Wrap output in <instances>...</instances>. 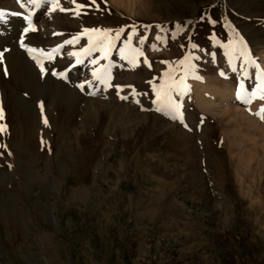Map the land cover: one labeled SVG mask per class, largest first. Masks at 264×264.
<instances>
[{"label": "rangeland", "instance_id": "1", "mask_svg": "<svg viewBox=\"0 0 264 264\" xmlns=\"http://www.w3.org/2000/svg\"><path fill=\"white\" fill-rule=\"evenodd\" d=\"M21 3L0 0V264H264V0Z\"/></svg>", "mask_w": 264, "mask_h": 264}, {"label": "snow or ice", "instance_id": "2", "mask_svg": "<svg viewBox=\"0 0 264 264\" xmlns=\"http://www.w3.org/2000/svg\"><path fill=\"white\" fill-rule=\"evenodd\" d=\"M30 2L34 5L38 4L39 3V0H30ZM16 3L17 4H20L21 7H24V4L21 3V0H16ZM48 3L50 5L49 7V12L55 10V8H57L59 5L57 3V0H48ZM73 3H75V0H73ZM91 3H95V0H91ZM77 8H81L83 7V5H79L77 4L76 5ZM60 11H65V9L61 8ZM77 15L79 13H76ZM11 15L13 16H19L20 13L19 12H12ZM4 17V13L2 11H0V20H2ZM23 20L25 22V24L27 25L26 27L23 28V31L21 33V47H24L26 49V51L29 52V54L31 55L33 52H36L38 50L36 49H32V48H26V46L23 44V37H24V34L30 32V31H36V28L35 26L33 25V22H32V19H31V13L29 12L28 15H24L23 16ZM85 32H95V33H98L100 34L101 36L104 37V39L100 40L99 41V45L101 46V50L104 51L106 48H111L112 47V44H111V37H109L107 34L111 31L110 29H84ZM122 31V29H121ZM119 32L116 33V37L118 38L119 37ZM75 39H77V37H74L72 41H65V43H73L75 41ZM90 44H91V38H90ZM94 50L93 48H88V49H82L81 51L84 52L85 54H87L89 51H92ZM106 54V53H105ZM142 54V53H140ZM70 55H78L77 53H70ZM33 59H35V56H33ZM80 60L77 59V63H79ZM130 62H133L130 60ZM93 63H95V61H93ZM145 64L148 63L147 60L144 61ZM37 64L39 66V61H37ZM41 71V74H43L44 72V69L43 67H41L40 69ZM53 75H57V73L53 72ZM61 76L63 75L62 73L60 74ZM93 76L98 78V79H101L102 81H104V77L101 76V75H98V72L97 71H94L93 72ZM257 77L258 79L261 78V74L258 72L257 73ZM77 87H82V85H77ZM175 87V84L172 83V84H164L162 83L161 84V87H160V90L159 91H156L154 89V91H156V95H157V98L159 101H163V102H166V107L168 108L169 111H172V112H175L177 114H179V109H180V104L176 101H174L172 99V96H171V93H172V90L173 88ZM258 89L264 93V86H260L258 85ZM123 98V97H122ZM237 98L239 99L240 98V94H239V90H238V94H237ZM154 103H156L157 101H153ZM245 102H248V101H245ZM157 111H160L161 109L160 108H157L156 109ZM176 118V117H174ZM0 119H3V111L0 110ZM45 123H47L45 121ZM5 130L4 126L3 125H0V132H3Z\"/></svg>", "mask_w": 264, "mask_h": 264}, {"label": "bare ground", "instance_id": "3", "mask_svg": "<svg viewBox=\"0 0 264 264\" xmlns=\"http://www.w3.org/2000/svg\"><path fill=\"white\" fill-rule=\"evenodd\" d=\"M18 9V8H17ZM212 83V82H211ZM197 84V83H196ZM198 85V84H197ZM214 84H207V85H205V84H202L201 85V89L199 90V92L196 94V105L198 106V107H200V108H203V109H208V108H210V107H213V106H215L214 104H212L214 101H212L211 100V102L209 101H207V102H205V100H204V98L203 97H205V93L206 92H208V90H210V89H212V87L211 86H213ZM199 86V85H198ZM200 88V87H199ZM218 88L219 89H222V90H219L220 92H218L219 93V96L217 95V96H215V94H214V96H215V99H216V97H219V101H220V103H222V102H225V101H221V100H225V98H226V95L229 93L230 94V91H228V90H230V88H228L227 86H225L224 88L223 87H220V86H218ZM207 90V91H206ZM213 90V89H212ZM216 90V89H215ZM197 91V90H196ZM216 92V91H215ZM215 92H213V93H215ZM228 92V93H227ZM211 93V92H210ZM213 98V97H212ZM214 99V100H215ZM227 99V98H226ZM218 100V99H217ZM218 102V101H217Z\"/></svg>", "mask_w": 264, "mask_h": 264}]
</instances>
